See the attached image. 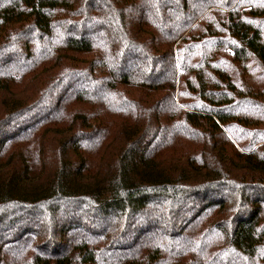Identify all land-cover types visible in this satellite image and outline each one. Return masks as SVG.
<instances>
[{
    "label": "trees",
    "instance_id": "obj_1",
    "mask_svg": "<svg viewBox=\"0 0 264 264\" xmlns=\"http://www.w3.org/2000/svg\"><path fill=\"white\" fill-rule=\"evenodd\" d=\"M264 0H0V264H264Z\"/></svg>",
    "mask_w": 264,
    "mask_h": 264
},
{
    "label": "rangeland",
    "instance_id": "obj_2",
    "mask_svg": "<svg viewBox=\"0 0 264 264\" xmlns=\"http://www.w3.org/2000/svg\"><path fill=\"white\" fill-rule=\"evenodd\" d=\"M250 75L242 74L246 85L251 86L256 91H264V74L259 68H250Z\"/></svg>",
    "mask_w": 264,
    "mask_h": 264
}]
</instances>
